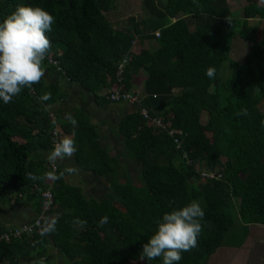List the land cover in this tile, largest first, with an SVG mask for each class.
<instances>
[{
  "label": "trees",
  "instance_id": "16d2710c",
  "mask_svg": "<svg viewBox=\"0 0 264 264\" xmlns=\"http://www.w3.org/2000/svg\"><path fill=\"white\" fill-rule=\"evenodd\" d=\"M112 3L0 0V21L18 4L40 6L55 18L46 33L52 44L46 76L12 102L0 100V203L24 200L34 210L31 233L0 238V264L30 258L50 264L48 247L59 251L61 264H162L141 261L142 245L164 213L192 200L204 210L203 231L179 264H208L217 247L237 249L248 225L264 226V32L249 22L264 20V0L241 6L235 35L248 48L238 61L229 57L236 31L226 21L227 0H141L138 18L124 16L126 7L111 18ZM208 67L216 69L213 78ZM139 73L141 85L131 89ZM64 83L85 93L83 101L89 95L98 106L126 105L113 136L138 164L140 183L127 179L125 165L100 144L96 122L78 101L64 118L50 111L66 97ZM243 109L248 115L237 116ZM73 131L74 164L107 178L98 197L86 196L71 181L74 173L57 179L66 167L47 160L55 138ZM52 217L56 231L41 235ZM76 217L86 226L73 227ZM10 227L17 226L0 225V234Z\"/></svg>",
  "mask_w": 264,
  "mask_h": 264
},
{
  "label": "clouds",
  "instance_id": "9594fccd",
  "mask_svg": "<svg viewBox=\"0 0 264 264\" xmlns=\"http://www.w3.org/2000/svg\"><path fill=\"white\" fill-rule=\"evenodd\" d=\"M226 21L231 23L228 19ZM54 22L55 18L44 8L24 4H18L14 11L0 21V100L4 104L12 102L23 89H31L44 78V61L52 47L46 33L52 31ZM205 71L209 78L215 76L214 67H208ZM48 95L50 94H46L45 98ZM236 115H248L247 109L237 112ZM69 123L73 129L78 125L77 120L70 114ZM73 137L74 131L72 135L57 139L47 154V160L56 163L66 158L71 159L77 151ZM77 171L75 167H66L56 178ZM204 216V210L196 200L164 213L156 221L154 234L142 245L140 260L151 262L160 258L162 264H179L182 253L198 246ZM108 219L107 216L102 217L99 226L103 227ZM57 223L58 217L45 219L40 226L41 235L54 233ZM86 223L87 221L78 217L72 221L73 227L79 228L86 226ZM36 264H44L43 259L36 261Z\"/></svg>",
  "mask_w": 264,
  "mask_h": 264
},
{
  "label": "rangeland",
  "instance_id": "374dc122",
  "mask_svg": "<svg viewBox=\"0 0 264 264\" xmlns=\"http://www.w3.org/2000/svg\"><path fill=\"white\" fill-rule=\"evenodd\" d=\"M229 4V10L231 11V23L234 33L230 42V50L229 57L238 61L241 60L245 52L247 51V42L243 43V39L236 36L240 25L239 19H241V6L244 3V0H227ZM127 4V5H125ZM125 5V6H124ZM120 7H126V12L122 10L124 16L126 14H132L135 17H140L142 15V4L141 0H113L112 6L109 9L108 16L111 18H115L119 15ZM119 22V19L117 18ZM250 24L258 25L259 33L264 32V20L259 21L257 19L252 18L249 21ZM138 44L136 42L133 45V49L136 50L138 48ZM46 76V72H45ZM143 73H139L138 76L133 80V86L131 89H138L139 85H141ZM78 91V89H77ZM71 94V93H70ZM72 97H83V94L80 92L72 93ZM71 102L67 104L70 105ZM120 108L118 112H124L126 105L124 103L120 104ZM119 115V113H118ZM118 118V117H117ZM206 119V114L201 113L200 121L204 122ZM113 128H115L117 124V119H112L110 123ZM110 126V127H111ZM107 134V132H106ZM104 134H99V137L103 140L104 145L108 146L110 152H113L118 157V162L123 163L125 165V171L127 172V179H129L132 183L138 184L140 183L139 179V166L136 164L134 160L128 159L122 148H121V140L119 137H114ZM106 135V137H104ZM110 136V137H109ZM106 138V139H105ZM49 153V151H48ZM63 162V164H62ZM58 164L62 166L71 165L67 164V160L58 161ZM65 167V166H64ZM106 177L98 178L94 177V180L91 181L88 178H84V173L79 171L74 173L71 176V181L74 183H78L81 185L86 196L98 197L104 190L107 189V181ZM49 181V179H47ZM29 222V221H28ZM27 222V223H28ZM238 226V224L236 225ZM48 258L50 260V264H61V254L55 248L48 247L47 249ZM31 257V256H30ZM27 264H34L33 258L28 259ZM30 262V263H29ZM134 264H142L140 262H135ZM208 264H264V226L259 224H250L247 228V235L243 240L242 244L234 249L232 247L227 246H219L212 253V256L208 258Z\"/></svg>",
  "mask_w": 264,
  "mask_h": 264
},
{
  "label": "crops",
  "instance_id": "0c3cea01",
  "mask_svg": "<svg viewBox=\"0 0 264 264\" xmlns=\"http://www.w3.org/2000/svg\"><path fill=\"white\" fill-rule=\"evenodd\" d=\"M47 78H49L47 76ZM54 81H57V78H54ZM77 88L72 85H67L64 83V91L67 92L66 97L64 98L63 102L54 104L50 106V111L57 113L62 118L66 116V110L68 109L67 104L69 102L78 101V104H81L83 107H81L87 114L89 115L90 119L94 120L96 122V130L98 132V138L100 141V144L105 147L108 151V146L104 145V139L102 140L99 137V134H107L106 135H113L114 128L111 126L112 119L115 120L119 118V116L123 112H118L120 108V104H108V105H102L98 106L94 102L91 101L89 95H87L86 99L83 101V97H72V93L79 92L76 90ZM103 91V90H102ZM71 93V94H70ZM83 93V92H82ZM85 93H83L84 95ZM86 96V95H84ZM119 113V115H118ZM118 117V118H117ZM111 126V127H110ZM106 135L104 137H106ZM109 136V137H110ZM106 139V138H105ZM110 152V151H109ZM113 153V152H111ZM114 154V153H113ZM115 155V154H114ZM67 164L71 165H64L65 167H75L78 169V167L74 164L73 159H67ZM63 164V162H62ZM61 165V164H60ZM62 166V167H64ZM79 171L84 173V178H88L91 181L94 180V177H97L89 172L83 171L80 168ZM78 172V171H77ZM100 177H97V179ZM81 186V185H80ZM84 192V191H83ZM34 215V210L32 208V205L30 202L27 201H20L17 205L11 206L6 204L0 203V225L3 226H21L26 224L28 221L31 220V218Z\"/></svg>",
  "mask_w": 264,
  "mask_h": 264
},
{
  "label": "built area",
  "instance_id": "2783aa9c",
  "mask_svg": "<svg viewBox=\"0 0 264 264\" xmlns=\"http://www.w3.org/2000/svg\"><path fill=\"white\" fill-rule=\"evenodd\" d=\"M53 137H54V134H53ZM55 140H57V139L55 138ZM45 195H46V197H49V193L45 192ZM33 230H34L33 223L28 222V223L21 225V226L8 228L6 231H4L0 234V238L8 239L9 237H13V238L19 237L21 233H23V232L31 233Z\"/></svg>",
  "mask_w": 264,
  "mask_h": 264
}]
</instances>
